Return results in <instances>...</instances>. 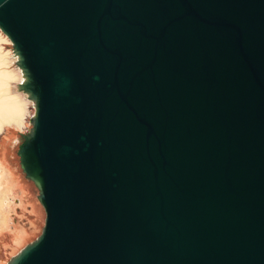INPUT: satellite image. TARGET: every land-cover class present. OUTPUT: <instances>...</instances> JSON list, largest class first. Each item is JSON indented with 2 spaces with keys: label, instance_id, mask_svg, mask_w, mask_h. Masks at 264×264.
Instances as JSON below:
<instances>
[{
  "label": "water",
  "instance_id": "obj_1",
  "mask_svg": "<svg viewBox=\"0 0 264 264\" xmlns=\"http://www.w3.org/2000/svg\"><path fill=\"white\" fill-rule=\"evenodd\" d=\"M0 4L46 211L10 264H264V0Z\"/></svg>",
  "mask_w": 264,
  "mask_h": 264
},
{
  "label": "bare ground",
  "instance_id": "obj_2",
  "mask_svg": "<svg viewBox=\"0 0 264 264\" xmlns=\"http://www.w3.org/2000/svg\"><path fill=\"white\" fill-rule=\"evenodd\" d=\"M11 129H13V131H11ZM14 130L16 129L5 128L0 131V248L8 246L9 244L11 246V255L1 256L0 254V258H6L5 261H1L0 264H10L13 257L19 254L34 238L36 239L42 233L45 225L43 224L44 214L41 209L42 204L39 198L36 199L35 196L33 197L30 185L26 179L32 182L36 188H38V186L26 176L21 166L20 170L17 163L14 162L10 143L5 139L6 135L10 132H12L13 137L17 131ZM31 130V128H28L24 132L17 131L18 137L16 139L18 143L16 155L23 141V134H27ZM18 162L20 165L19 155ZM28 202L32 203L30 211L34 212L37 217L35 220L31 221V228H25L18 224L14 225L13 218H15L14 216L17 210L16 203H19L18 206L23 207V209H28L26 206ZM23 214L26 215L25 211H23ZM12 241L13 243H11Z\"/></svg>",
  "mask_w": 264,
  "mask_h": 264
},
{
  "label": "clouds",
  "instance_id": "obj_3",
  "mask_svg": "<svg viewBox=\"0 0 264 264\" xmlns=\"http://www.w3.org/2000/svg\"><path fill=\"white\" fill-rule=\"evenodd\" d=\"M8 0H4L6 4ZM0 7H3L0 4ZM25 58L18 45L0 26V131L15 128L24 132L35 128L38 117L37 100L22 86L29 77L26 75Z\"/></svg>",
  "mask_w": 264,
  "mask_h": 264
},
{
  "label": "rangeland",
  "instance_id": "obj_4",
  "mask_svg": "<svg viewBox=\"0 0 264 264\" xmlns=\"http://www.w3.org/2000/svg\"><path fill=\"white\" fill-rule=\"evenodd\" d=\"M11 131H13V129H11ZM14 131H16V130H14ZM17 137L18 136H17V131H16L13 137H12V132H10L9 134L6 135L5 139H7L6 141H8L10 143V146H11L10 149H11V153H12V158L14 159V162L17 163V165L20 168L21 163L19 165L18 154L16 155V149H17V143H18V141L16 139ZM21 168H20V170H21ZM26 180L28 181V183L30 185V189L32 191L31 193H32L33 197L35 196V198L38 199L39 198V193H40L39 188H36L34 186V184L32 182H30L28 179H26ZM17 199H19V198H17ZM17 202H19V201H17ZM16 205H17V210H16V213H15V216H14L15 218H13L14 219V225L18 224L20 226H24L25 228H31V221L35 220L37 218L36 214L34 212L30 211L31 210L30 206L32 205V203H29V202L26 203V206L28 207V209H23V207L18 206L19 203H16ZM41 209H42V213L44 214V218H43L44 222H43V224H45L46 212H45V209H44V207L42 205H41ZM23 211H25L26 215L23 214ZM11 243H13V241ZM0 254H1V256L11 255V246H10V244L8 246H3L2 248H0ZM5 259L6 258H0V262L1 261H5Z\"/></svg>",
  "mask_w": 264,
  "mask_h": 264
}]
</instances>
